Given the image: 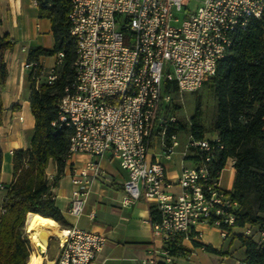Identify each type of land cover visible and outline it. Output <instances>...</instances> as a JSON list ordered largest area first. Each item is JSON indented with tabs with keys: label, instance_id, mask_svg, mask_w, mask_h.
I'll use <instances>...</instances> for the list:
<instances>
[{
	"label": "built area",
	"instance_id": "obj_1",
	"mask_svg": "<svg viewBox=\"0 0 264 264\" xmlns=\"http://www.w3.org/2000/svg\"><path fill=\"white\" fill-rule=\"evenodd\" d=\"M182 4L183 0H70L74 81L59 101V120L72 128L68 157L111 153L128 173L122 204L144 197L156 206L158 218L150 223L162 244L142 264H172L187 255L181 241L199 237L201 224L217 226L223 235L236 226L238 204L220 186V172L211 174L208 169L215 154L209 140L188 135L186 150L196 149L204 157L194 167H183L174 181L167 179L162 163L148 157V146L154 123L165 127L161 154L170 157L178 145L175 132L164 136L168 122H163L162 113L170 94L165 82L180 92L196 90L215 72L232 33L245 28L251 17L261 16L264 0H202L181 19ZM54 56L48 70L40 61L25 60L36 88L42 78L51 83L56 77L63 53ZM100 175V165L92 159L73 169L71 215L83 214ZM63 231V240L57 238L55 264H90L105 243L102 233L75 224ZM242 234L252 236L249 224Z\"/></svg>",
	"mask_w": 264,
	"mask_h": 264
},
{
	"label": "trees",
	"instance_id": "obj_2",
	"mask_svg": "<svg viewBox=\"0 0 264 264\" xmlns=\"http://www.w3.org/2000/svg\"><path fill=\"white\" fill-rule=\"evenodd\" d=\"M38 16L47 18L53 39L51 47L36 46L28 49L27 59L39 61L40 56L63 53L62 62L55 66L56 77L51 83L43 78L37 88L30 81L29 109L34 118L33 133L27 148L12 151V180L1 200L0 264H33L37 248L31 253L25 228L29 212L53 218L65 227L60 209L50 196L51 186L45 177L48 160L57 163L62 173L68 158L72 128L59 120V101L70 91L74 81L73 62L75 40L70 34V0H35ZM1 22V18H0ZM15 40L9 33L0 34V90L7 77L5 52ZM212 88L216 100L211 130L217 139L209 140L215 147L208 169L211 174L220 172L229 158H233L234 178L230 196L238 206L235 225L256 226L264 233V12L251 17L243 29L232 33L231 44L218 60L216 70L204 82ZM67 88V89H66ZM166 91L172 92L174 84L165 82ZM197 107L191 117L190 135L203 139L204 128L199 125ZM2 104L0 97V122ZM175 123L166 127L167 135L175 132ZM183 127V126H180ZM194 156L201 160L203 154L196 149ZM2 154L0 151V173ZM150 220L158 218V210L149 204ZM27 233V234H26ZM245 247V264H264V237L260 240L240 234ZM55 264V263H54Z\"/></svg>",
	"mask_w": 264,
	"mask_h": 264
},
{
	"label": "crops",
	"instance_id": "obj_3",
	"mask_svg": "<svg viewBox=\"0 0 264 264\" xmlns=\"http://www.w3.org/2000/svg\"><path fill=\"white\" fill-rule=\"evenodd\" d=\"M0 18V34L7 32L15 40L12 48L4 55L8 73L4 88L0 90L1 204L7 186L12 180V151L29 147L33 133L34 118L29 109L30 81L28 70L24 67L28 49L36 46L51 47L53 39L49 19L38 16L35 0H0ZM39 61L44 69L48 70L54 65L55 56H40ZM215 139L217 134L213 132L212 140ZM161 150V140L152 139L150 133L148 157L163 164L166 177L171 181L176 180L183 167H194L200 161L190 150H186V143L179 140L170 157L161 154ZM88 159L99 163L101 175L91 186L83 214L75 217L68 212L73 190L71 172L84 166ZM233 161V158H229L220 171V186L226 191L232 190ZM45 177L48 183H53L50 196L62 213L66 222L65 227L75 224L79 228L105 236V243L96 252L90 264H142V260L149 258L154 249L161 246V240L152 234L150 202L140 197L135 203L122 204L123 182L127 179L128 173L111 153L107 152L97 157L73 154L66 159L60 174L56 161L50 158L45 168ZM91 211L92 217L89 216ZM1 213L0 205V216ZM245 226L247 224L235 226L223 235L217 226L199 225L198 229L201 231L199 237L181 241L188 254L176 257L172 264H240L244 261L245 247L238 236L242 234ZM250 229L252 237L256 239L260 234L258 228L250 226ZM29 234L30 238L28 234L27 238L30 246L32 245L34 249L42 247L41 241L30 232ZM32 248L31 253L34 250ZM44 251L41 264H54L58 255V245L55 253L50 252L49 245L47 248L45 246Z\"/></svg>",
	"mask_w": 264,
	"mask_h": 264
},
{
	"label": "rangeland",
	"instance_id": "obj_4",
	"mask_svg": "<svg viewBox=\"0 0 264 264\" xmlns=\"http://www.w3.org/2000/svg\"><path fill=\"white\" fill-rule=\"evenodd\" d=\"M201 3L202 0H183L182 12L179 14L180 18L182 19L188 11L196 9ZM196 107L198 108L196 119L199 125L205 130L204 138L212 140L213 131L211 130V122L215 115L216 100L208 82H203L194 91H172L169 94V98L165 101L162 113L163 122H168L167 126H169V120L173 118V122L175 123V133L179 141L184 143L187 142L188 135L190 134V120ZM162 127L165 128L163 124L161 127L157 125V123L155 124V127L151 131L152 139H157L158 141L161 140V131H163ZM165 135L166 129H164V136ZM190 151L193 152L195 150L190 149ZM261 237H264V233L259 234L256 239L260 240ZM44 243L46 248L47 245H49L51 253L56 252L58 243L54 237L47 238ZM30 248H32V245Z\"/></svg>",
	"mask_w": 264,
	"mask_h": 264
},
{
	"label": "bare ground",
	"instance_id": "obj_5",
	"mask_svg": "<svg viewBox=\"0 0 264 264\" xmlns=\"http://www.w3.org/2000/svg\"><path fill=\"white\" fill-rule=\"evenodd\" d=\"M25 228L42 243V247L37 248V255L33 264H41L45 252L44 241L48 237L54 236L63 240V228L59 227L57 222L51 217H44L37 213L29 212L26 216Z\"/></svg>",
	"mask_w": 264,
	"mask_h": 264
}]
</instances>
